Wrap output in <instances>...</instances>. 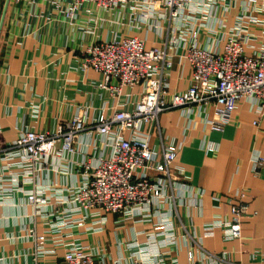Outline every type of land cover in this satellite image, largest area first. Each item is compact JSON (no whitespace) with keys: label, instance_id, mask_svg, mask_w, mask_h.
Segmentation results:
<instances>
[{"label":"built area","instance_id":"1","mask_svg":"<svg viewBox=\"0 0 264 264\" xmlns=\"http://www.w3.org/2000/svg\"><path fill=\"white\" fill-rule=\"evenodd\" d=\"M51 2L63 4L65 16L70 19L76 18L75 11L82 5L135 15L138 23L134 28L154 31L158 45L146 47L144 39L128 32L105 40L93 39L84 50L80 68L101 75L97 87L117 99L110 111L100 112L88 124L86 109H81L53 131L21 127L13 141L0 142V206L14 205L10 199L21 195L22 204L30 208L25 216L33 223L27 234L33 237L34 247L27 264H177L174 258L167 262L163 252L176 243L179 231L185 240L192 238L180 209L189 218L200 216L204 190L193 187L189 173L174 164L181 143L163 140L158 118L165 111L190 113L198 108L209 128L220 132L237 103L246 100L255 115L251 124L257 126L264 119V0ZM235 6L237 12L229 28L222 19L213 27L207 26L217 9L227 13ZM198 15H203V22L197 26ZM91 20L82 25L89 28ZM202 27L215 34L209 46H201L197 38ZM164 33L167 40H163ZM251 42L257 43L254 46ZM176 46L183 49L191 76L185 90L170 92L171 51ZM135 87L140 90L133 92ZM86 128L95 131L106 152L95 162L81 163L86 177L80 183L67 189L52 187L47 180L53 170L50 156L73 152L78 133ZM153 136L159 138L158 147L151 145ZM206 149L213 150L214 146L208 144ZM263 160L259 154L251 158L254 174ZM246 197L245 189H234L227 195L228 215L213 216L199 239L212 236L216 228L223 241L240 239ZM213 199L219 201V196ZM108 214L121 217L116 225L126 219L151 223L153 231L143 250L136 251V257L111 259L105 247L83 245L73 239V230L78 228L100 233ZM40 224L44 231L36 234L35 225ZM58 248L63 249L61 255L56 252ZM226 258L225 252L204 251L196 260L226 264ZM187 259L194 263L192 252L187 253Z\"/></svg>","mask_w":264,"mask_h":264},{"label":"crops","instance_id":"2","mask_svg":"<svg viewBox=\"0 0 264 264\" xmlns=\"http://www.w3.org/2000/svg\"><path fill=\"white\" fill-rule=\"evenodd\" d=\"M4 3L5 0H0V16ZM64 9L63 4L55 5L51 0H8L0 31L2 144L13 141L21 127L53 131L81 109H86L88 124L100 112L110 111L109 107H113L117 99L97 87L101 75L92 69L83 71L80 68L84 50L93 39L105 40L128 32L144 39L146 47L158 45L154 31L134 28L138 23L135 15L82 5L75 11L76 18L70 19L65 16ZM236 12L237 6L227 13L217 9L207 26L213 27L215 21L222 19L229 28ZM87 19H92L87 23L89 28L82 25ZM202 22L203 15H198L195 24L198 26ZM214 36L202 27L197 38L201 46H209ZM167 39L164 33L163 40ZM256 43L250 44L255 46ZM245 52L248 54L250 50L245 49ZM171 58L169 91H183L189 85L190 66L179 46L171 51ZM138 90L140 88L135 87L132 91ZM135 99L133 96V101ZM254 119L246 100L237 103L220 132L209 128L198 108L190 113L174 109L159 115L158 127L163 140L181 143L174 164L189 173L193 187L204 190L200 216L189 218L180 209L181 219L192 238L185 240L179 231L176 243L163 252L167 262L174 258L177 264H207L196 260L205 251L225 252L226 264H264V160L256 174L251 171L250 162L256 154L264 159V119H260L257 126L251 124ZM97 138L92 128H86L78 133L73 152L51 155L49 164L53 170L47 175L48 183L57 189H67L83 181L86 175L81 163L95 162L107 150ZM208 144L214 149H206ZM151 145L159 146L157 136L151 138ZM234 189L247 192L244 199L247 211L240 222V239L223 241L218 228L213 230L212 236L199 239L205 223L213 216L228 215L226 198ZM213 196H219V201ZM10 200L14 205L0 206V264H27L34 247L33 237L27 234L33 223L25 216L30 208L22 204L24 197L21 195ZM120 218L106 215L103 230L96 234L74 229L73 239L83 245L105 247L111 259L129 258L143 250L153 227L151 223L135 219H126L116 225L115 221ZM43 231L41 224L35 225L36 234ZM56 252L61 255L63 249L58 248ZM188 252L193 253L194 263L188 261ZM251 253H255L254 256Z\"/></svg>","mask_w":264,"mask_h":264},{"label":"water","instance_id":"3","mask_svg":"<svg viewBox=\"0 0 264 264\" xmlns=\"http://www.w3.org/2000/svg\"><path fill=\"white\" fill-rule=\"evenodd\" d=\"M7 3H8V0H5V3H4L3 9H2V12H1V16H0V31H1L2 24H3V19H4Z\"/></svg>","mask_w":264,"mask_h":264},{"label":"rangeland","instance_id":"4","mask_svg":"<svg viewBox=\"0 0 264 264\" xmlns=\"http://www.w3.org/2000/svg\"><path fill=\"white\" fill-rule=\"evenodd\" d=\"M217 132H219V131H217Z\"/></svg>","mask_w":264,"mask_h":264}]
</instances>
